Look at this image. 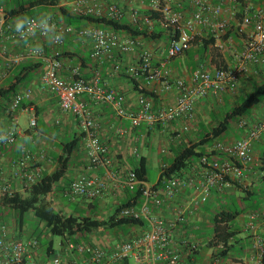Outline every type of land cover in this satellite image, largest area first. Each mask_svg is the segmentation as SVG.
Masks as SVG:
<instances>
[{"label":"crops","instance_id":"0c3cea01","mask_svg":"<svg viewBox=\"0 0 264 264\" xmlns=\"http://www.w3.org/2000/svg\"><path fill=\"white\" fill-rule=\"evenodd\" d=\"M167 1V4L171 7L180 3L188 6L182 11L187 18L192 17L195 11L191 0ZM206 2L209 9L214 6H221L223 8L222 19L230 23L228 31L233 26L236 30L239 28L240 33H233L228 39H225V37L229 36L227 32L222 37L226 40V42L224 41L226 44L225 50L221 51L210 46L202 57L196 58L193 62L192 57L199 55L205 42L213 38L208 27L198 25L192 33L193 42L196 44L192 45L191 49L184 53L190 54L188 55L189 57L192 56L190 71L187 65L175 62L176 58L170 60L167 68L172 81L184 79L190 82L193 72L200 64H204L210 71H216L220 68L234 69L237 64V55L242 51L249 35L252 33L253 26H245L236 18V14L241 7L238 2L235 0H206ZM120 3L124 15L123 19L132 23L131 9L136 8L141 14H144L149 11L151 0H144L143 2L123 0ZM245 4L253 12L264 6V0H245ZM52 12L55 13L56 11L44 13L40 19L51 16ZM206 14L211 16L210 11L206 12ZM57 20L59 21L53 19V21L50 20L49 22L66 25L62 18ZM13 23L15 24L16 22ZM89 26L94 25L83 24L81 27ZM119 34L122 38L129 37L126 33ZM141 41L142 47L130 54L115 52L113 57L107 56L103 59H94L92 57V41L77 34L66 36L61 46H57L51 36L36 35L34 38L24 42L11 39L7 35L1 37L0 87H8L9 85L20 83L19 93L29 91L31 96L23 102L17 113V141L13 145L0 143V183L9 185L14 193L26 194L27 190L23 181L16 175L17 162L25 154L29 153L34 158L30 170L41 169V177L52 175L60 167V159L64 156L66 145L77 140L79 141V146L71 156L68 172L56 185L54 191L48 195L47 200L57 211L61 213L67 212L68 208L63 204L62 200L76 201L69 196L70 186L75 180L81 176L107 179L110 172L113 174V178L108 179L109 190L104 197L95 201V203L82 198L83 201L80 204V208L86 213L84 215L99 214L100 209H105L109 206L114 211L127 198L129 191L121 182L128 178L135 166L139 164L141 158H147L149 166V158L141 153L138 148V144L143 139L147 140L157 133L162 134L161 136H164L171 145V148L166 152V157L174 159L175 151L180 150L183 146L200 142L206 134L204 130L209 133L222 122H219L222 111L226 108L234 107L240 99L246 97L256 86H259L264 78V66H252L249 72L241 78L236 90H228L219 95L211 94L206 98H201L196 102L195 113L191 118H183L166 126L160 125L155 129L149 128L146 124L140 127H133L128 118L117 115L112 105L99 103L88 96L79 97V102L91 112L97 123L98 135L102 143L108 147L109 156L112 159V165L108 168L104 166L90 168L84 134L78 119L75 115L63 111L58 98L44 84L43 77L49 61L58 59L62 63L60 75L68 81L74 79V72L77 70L84 79L99 78L102 87L112 89L118 94L125 96V107L128 111H138V100L142 95L141 89L154 95L157 108L175 105L178 98L176 90L167 92L160 83H149L144 78L133 80L124 73H119L115 70L117 64L123 67L137 65L140 62L143 49L152 51L154 67H160L165 62L171 44L169 40L149 41L142 38ZM15 59L19 60L15 61ZM14 97L10 102L0 100V135L13 128L12 121L7 115V109ZM250 117L255 122H263L264 103L254 109ZM32 119L37 120V125L34 128L31 127ZM245 134L246 129L240 127V122H235L224 136L203 147V150L210 154L215 152L214 146L217 143H234L243 138ZM253 154L255 162L246 167L244 176L241 179L229 178L226 183L214 189L210 198L200 207L197 215L194 217L187 215L188 222L185 225L178 224V228L173 232L174 246L176 249H181L180 243L183 235H186L185 232L189 234V238L196 240L194 234L201 231L202 227L214 228L213 218L218 213H238L237 218L230 224L234 235L229 242L228 254L223 256L220 254L225 249L222 243L214 246L208 245L211 253H205L202 251V247H199L198 251L191 257H187L184 254L182 264H194L195 262L201 264H251L255 241L252 233L247 232L245 228L251 213L264 210V136L254 142ZM216 155L209 161H229L227 156L219 157ZM165 165V162H161V168ZM201 170L202 167L199 161L192 163L184 172V177L199 178ZM196 196L195 189L182 187L174 199L168 201L158 210L159 216L164 218L169 225H173L178 218L179 212ZM53 199H58V202L55 203ZM151 207L153 212H155L154 206L152 205ZM29 214L25 216V224L20 228L16 222L15 213L11 211V214L4 218L5 220L0 221V231L1 227L5 225L11 239H38L39 237L36 236L35 232L29 230L26 225ZM32 219L38 220L34 214ZM41 223L44 224L46 234H50L45 223ZM148 229L149 226L147 228L122 227L115 231L120 239L127 240L139 237L146 233ZM262 235L264 236V233ZM104 237L105 233L92 234L85 243H88L91 238L103 240ZM110 238L116 239L114 235ZM69 242L70 240L66 239V242L61 244L63 249L57 251L53 240H50L47 244H43L41 241L40 247L33 251L27 263L53 264L54 258L61 257L64 264H81L78 254L68 252ZM243 242L247 244L246 249L243 248ZM118 244L112 243L106 249L111 250ZM237 246H240L243 253L238 254L234 251ZM187 255L189 254L187 253Z\"/></svg>","mask_w":264,"mask_h":264},{"label":"built area","instance_id":"2783aa9c","mask_svg":"<svg viewBox=\"0 0 264 264\" xmlns=\"http://www.w3.org/2000/svg\"><path fill=\"white\" fill-rule=\"evenodd\" d=\"M123 0H71L64 3L72 14L96 15L120 21L123 19V10L120 2ZM126 1V0H124ZM144 1V0H136ZM236 2L239 0H235ZM195 11L192 17L187 18L182 11H175L161 0H151L149 11L162 15L163 27H174L178 31V38L171 42L165 62L160 67L153 65V53L149 49H143L140 62L137 65L123 67L117 64L115 70L124 73L131 79L144 78L149 83H160L167 92L176 90L178 98L175 105L157 108L155 101L141 95L138 100L139 109L136 112L128 111L125 107V96L112 89L100 85V79H84L79 71L74 72V79L68 81L60 75L62 63L58 59L49 61L43 81L45 86L58 98L63 111L71 113L78 119L84 134L85 147L89 158L90 168L112 165L109 149L101 141L98 135V127L91 112L79 102V97L88 96L99 103L110 104L114 107L118 116L128 118L133 127L143 124L155 129L158 126H166L183 118H191L195 113L196 102L209 95H219L228 90H236L242 77L250 70V67L264 66V6L247 12L242 24L253 26L242 51L237 55V64L234 69L220 68L210 71L204 64H200L193 72L190 82L184 79L172 81L167 64L191 49L193 43L192 33L198 25L208 27L213 37L217 39L216 47L223 51L226 44L221 40L227 34L230 23L222 19L223 8L214 6L208 8L206 0H191ZM210 11L211 16L206 12ZM131 22L139 27L153 29L154 21L151 17L141 14L136 8L131 9ZM0 39L7 35L11 39L28 41L36 35L51 36L57 46L64 43L65 37L77 34L82 38H88L93 43L92 57L103 59L113 57L115 52L130 54L142 47V37L122 38L120 34L111 29H103L96 26L74 28L69 25L49 22L51 31L41 23V19L32 18L26 21L23 36L15 31L14 23H7L5 19V7L0 0ZM19 59H15L18 61ZM31 96L29 91L18 93L7 109V115L12 121L13 128L2 133L7 139H0L3 145H13L18 137L17 113L23 102ZM37 120H31V127H36ZM240 127L246 129V134L234 143H217L215 152L225 154L229 161L211 162L207 157L200 160L202 167L201 176L174 177L169 179L163 189H154V185L141 182L132 171L128 178L121 182L127 189L134 190L138 185H143L144 193L142 202L138 207L126 208L120 213L121 218L146 219L149 229L146 233L134 239L120 242L109 250L99 246L81 242L68 243V252L78 254L81 264H182L184 254L192 256L199 249V242L183 235L181 249L174 246L173 232L178 224L185 225L188 222L187 215L194 217L205 201L210 198L214 189L226 183L229 178L241 179L244 170L255 162L253 144L264 136V121L255 122L252 117L240 120ZM231 159V160H230ZM34 158L28 153L16 164V175L23 181L25 189L30 188L41 179V169L32 167ZM237 162L239 164H237ZM113 178L109 172L107 179L92 176H81L75 180L69 189L72 200L85 198L95 201L104 197L109 190L108 179ZM182 187L195 189L197 196L182 209L173 225H169L164 218L159 216L158 210L168 201L175 198ZM5 195H14L10 186L0 183V198ZM154 206L155 212L152 207ZM157 211V212H156ZM245 230L254 236V249L251 264L264 263V210L255 211L249 215ZM40 247L38 239H11L7 226L3 225L0 231V264H28L33 251ZM187 253L189 255H187ZM40 264V263H31ZM53 264H64L61 257H56ZM75 264V263H74ZM194 264H201L195 262Z\"/></svg>","mask_w":264,"mask_h":264},{"label":"trees","instance_id":"16d2710c","mask_svg":"<svg viewBox=\"0 0 264 264\" xmlns=\"http://www.w3.org/2000/svg\"><path fill=\"white\" fill-rule=\"evenodd\" d=\"M71 0H2L5 7V19L7 23L17 21V18L27 17L41 18L44 13L56 11L60 13L64 22L80 28L83 24H91L103 29H111L118 33H126L131 37H142L149 41L169 40L170 42L178 38V31L174 27L165 28L161 24L162 15L157 12L146 11L144 14L151 17L154 21L153 29L148 27H139L122 19L120 21L113 20L107 17H99L96 15H80L72 14L69 7L63 4ZM164 5L166 0H161ZM240 4V11L236 14L239 22H243V18L247 12L245 0L237 1ZM188 6L183 3L174 5L172 8L175 11H183ZM2 18L0 17V22ZM228 39L233 33H240V29L231 27L228 31ZM213 37V36H212ZM217 39L211 38L202 46V51L199 55L193 56L192 61L202 57L204 52L212 46L215 49ZM188 52V51H187ZM20 82V80H19ZM20 92V83L9 85L8 87H0V100L11 101L12 98ZM141 94L145 97L154 99V95L141 89ZM264 103V78L259 86H256L253 91L232 107L226 114L225 119L219 123L213 130L206 133L200 142L183 146L175 154L172 163L166 164L161 168L159 180L154 185V189H163L165 183L174 177H183L184 172L192 163L200 162L204 157L209 160L213 159L216 152L210 154L203 150V147L211 144L216 139L224 136L230 129L231 123L240 122L243 118L251 116L254 109ZM1 108V106H0ZM79 141L75 140L66 145L64 156L60 159L59 169L52 175H44L41 179L26 189V194L14 193V195H5L0 198V207L11 210L15 213L16 222L20 228L25 224V216L28 213H33L35 218L45 223L46 228L52 236L64 237L74 243L86 242L92 234H100L106 231H113L122 227H141L149 226L146 219L121 218L120 213L131 207H138L143 198L144 187L138 185L134 190H129L127 198L121 202L117 208L106 219H101L99 214L66 216L57 211L53 205L47 200L56 185L66 176L69 169V162L73 152L78 148ZM216 156H224L223 153H218ZM229 159V158H228ZM231 160V159H230ZM237 164H239L237 162ZM133 172L139 181L150 184L148 177V161L147 158H141L138 165L135 166ZM238 213L221 212L213 218V239L209 242V246L224 244V250L220 253L222 256L229 252V242L234 233L231 230L230 224L237 218ZM40 241V239L38 238ZM41 242V241H40ZM190 258V257H189ZM264 264V263H263Z\"/></svg>","mask_w":264,"mask_h":264},{"label":"rangeland","instance_id":"374dc122","mask_svg":"<svg viewBox=\"0 0 264 264\" xmlns=\"http://www.w3.org/2000/svg\"><path fill=\"white\" fill-rule=\"evenodd\" d=\"M50 17H51L52 21H53V19L55 21H59L57 19L62 18V16L58 12H55V13L52 12ZM222 41L226 42L225 39H223ZM195 44L196 43H194V42L192 43L193 46ZM188 55H190V54H188ZM188 55L183 54L182 56L177 57L175 62L180 63V64L182 63L185 66L187 65L189 68V71H190V63H191V57L192 56L189 57ZM230 109L231 108H226L222 111V114L219 117V122H221L225 119L226 113ZM231 125L233 126L234 123L232 122ZM204 132L207 133V130H204ZM161 135L162 134L157 133L155 136H152L151 138H149L147 140L143 139L138 144V148H139L140 152L143 153L145 156H147L149 158V161H150L149 166H148V168H149L148 177L150 180V184H155L158 181L159 176H160V172H161V162H165V164H170L173 161V159H168L166 157V152L171 148V145L169 144V141L167 139H165L164 136L162 137ZM176 152L177 151H175L174 153L176 154ZM101 199H98V200H101ZM53 200H55V199H53ZM98 200H95V201H98ZM82 201H83L82 198H78V199H76V201H73V202H70L67 199L66 200L63 199L62 202L64 205L67 206L68 211H69V212L68 211L64 212L63 214L66 216H71L72 214L76 215V216H80V215L86 214L80 208V204H82ZM95 201H93L92 203H95ZM56 202H58V199L55 200V203ZM58 207L61 208V206H59V205H58ZM112 211H113L112 207H110V206L105 208V209H100L99 210V217L101 219H106L112 213ZM10 214H11V210L0 207V221L5 220L4 218L9 216ZM32 216H33V214L30 213L27 217L26 225L29 228V230L34 231L36 236L41 239L43 244H47L50 240H53L56 250L61 251L63 249L61 244L63 242H66V239L64 237L52 236L51 234H48V233L46 234V232L44 231V224H42L39 220L32 219ZM104 233H105V237L103 238V240L91 238V240L88 243L99 246L101 248H107V247L111 246L112 243L113 244L120 243V241L122 240L118 237V233H116L115 230L106 231V232H103L100 234H104ZM112 235H114V237L116 239L110 238ZM194 235H195L196 241L199 242V246L202 247V251H204L205 253H208V254L211 253V249L208 248V245H209V242L212 240V237H213V229L211 227L204 226V227H202L201 231L196 232ZM189 239H191V238H189ZM122 241H124V240H122ZM243 248L244 249L247 248V244L244 242H243ZM234 251L237 252L238 254L243 253L240 246H237Z\"/></svg>","mask_w":264,"mask_h":264},{"label":"clouds","instance_id":"9594fccd","mask_svg":"<svg viewBox=\"0 0 264 264\" xmlns=\"http://www.w3.org/2000/svg\"><path fill=\"white\" fill-rule=\"evenodd\" d=\"M51 20L50 16H46L43 19H41L40 23L49 31H51V26L49 24V21ZM26 21H30L29 18L27 17H21V18H17V21L14 25L15 27V31L21 35V37L23 36L24 33V29L26 27ZM0 139H7L6 136H0Z\"/></svg>","mask_w":264,"mask_h":264}]
</instances>
